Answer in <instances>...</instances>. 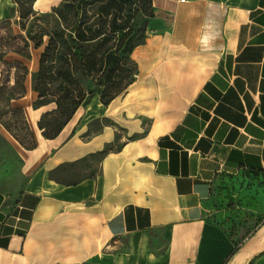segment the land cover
<instances>
[{
    "label": "crops",
    "instance_id": "obj_1",
    "mask_svg": "<svg viewBox=\"0 0 264 264\" xmlns=\"http://www.w3.org/2000/svg\"><path fill=\"white\" fill-rule=\"evenodd\" d=\"M152 5L125 92L52 138L54 105L35 109L23 186L0 191V264H264V0Z\"/></svg>",
    "mask_w": 264,
    "mask_h": 264
},
{
    "label": "trees",
    "instance_id": "obj_2",
    "mask_svg": "<svg viewBox=\"0 0 264 264\" xmlns=\"http://www.w3.org/2000/svg\"><path fill=\"white\" fill-rule=\"evenodd\" d=\"M13 1L20 6L29 4V8L20 11L18 21L25 30L29 18L38 14L34 11L36 0ZM136 1L62 0L51 11L44 12V16L53 18L52 24L37 25L35 33L28 30L27 35L16 36L22 41V47L3 46L0 50V64L5 67L0 90L9 89L11 101L25 96L29 70L22 62L5 60V54L13 51L30 58L31 43L36 49L43 47L38 68L31 74L32 90L37 94L33 108L54 105L38 122L43 136H56L95 94H100L102 103L108 105L133 83L137 69L131 65V56L133 50L145 42L146 35L131 37L122 48L120 34L130 32L131 6ZM15 11L13 9V13ZM153 16L151 12L150 18ZM0 23L11 24V19ZM12 68H15V82L9 86ZM31 137L30 145L20 140L27 149L36 146L32 131Z\"/></svg>",
    "mask_w": 264,
    "mask_h": 264
},
{
    "label": "rangeland",
    "instance_id": "obj_3",
    "mask_svg": "<svg viewBox=\"0 0 264 264\" xmlns=\"http://www.w3.org/2000/svg\"><path fill=\"white\" fill-rule=\"evenodd\" d=\"M13 3V7L16 11L11 18V24L0 23V50L3 46L9 47L13 45L14 47H22V41L16 38V36L20 34L27 35L28 30H32L35 33L37 25L53 23V18L51 16L46 15V17L44 13L37 12L38 14L29 18L26 29L22 30L18 24L21 15L20 11L29 8V4L20 6L14 1ZM38 6L39 5H37V7ZM131 7L132 18L129 24L130 32L128 34L125 32L120 34V38L123 39L121 41L123 42L122 48H125L126 43L131 37L140 38L143 34L146 35L149 25H146V22L151 19L150 15L151 12H153L152 2H149V0H137ZM124 14L126 16L128 13L125 11ZM42 50L43 47L36 49L31 43L29 48L30 58L13 51L4 56L5 60L22 62L29 70V74L25 81L26 94L22 97L23 99L20 103L23 105L19 107L15 105L17 103H15L14 100H9V89L3 87L2 90H0V191L8 195L17 194L22 188L25 180L22 173V159L19 154V148L25 146L20 143V140L30 145V140L32 138L31 131L34 134V138H36L35 132L30 126V123L33 124L36 117V110L33 108V102L37 97V94L32 92L31 74L38 68ZM131 65L133 68L135 67L133 63H131ZM4 69L5 67L0 64V79L4 76ZM12 69L9 86H12L15 82V68ZM96 95L101 99L100 94H95L94 96ZM16 108H22L23 111Z\"/></svg>",
    "mask_w": 264,
    "mask_h": 264
},
{
    "label": "clouds",
    "instance_id": "obj_4",
    "mask_svg": "<svg viewBox=\"0 0 264 264\" xmlns=\"http://www.w3.org/2000/svg\"><path fill=\"white\" fill-rule=\"evenodd\" d=\"M208 40H209V37L207 35H205L203 38H202V42L207 45L208 43Z\"/></svg>",
    "mask_w": 264,
    "mask_h": 264
},
{
    "label": "built area",
    "instance_id": "obj_5",
    "mask_svg": "<svg viewBox=\"0 0 264 264\" xmlns=\"http://www.w3.org/2000/svg\"><path fill=\"white\" fill-rule=\"evenodd\" d=\"M182 1H184V0H182Z\"/></svg>",
    "mask_w": 264,
    "mask_h": 264
}]
</instances>
